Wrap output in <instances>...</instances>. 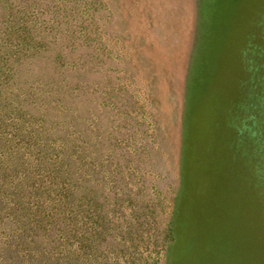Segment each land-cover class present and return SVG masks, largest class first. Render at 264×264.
Here are the masks:
<instances>
[{
    "label": "rangeland",
    "instance_id": "obj_1",
    "mask_svg": "<svg viewBox=\"0 0 264 264\" xmlns=\"http://www.w3.org/2000/svg\"><path fill=\"white\" fill-rule=\"evenodd\" d=\"M2 2L0 264H178L190 153L264 207V0Z\"/></svg>",
    "mask_w": 264,
    "mask_h": 264
},
{
    "label": "trees",
    "instance_id": "obj_2",
    "mask_svg": "<svg viewBox=\"0 0 264 264\" xmlns=\"http://www.w3.org/2000/svg\"><path fill=\"white\" fill-rule=\"evenodd\" d=\"M9 8L7 2H2L0 5V35L4 30L7 31L6 17L10 16L12 12L8 14L5 10ZM26 33L24 30L22 34ZM253 35L256 34L251 35L252 39ZM221 119L216 124L218 126L222 124L225 127L226 120ZM215 138L216 136H214V142L211 140L213 143L211 145L216 147ZM214 150L212 153L214 158L211 163L213 166L220 157L217 148ZM195 155L196 153L186 155V160L189 162L190 158L191 165L186 171L188 180L185 179L184 184L187 183L189 188L186 189L188 195L187 199L183 200V208L180 207L178 217L175 219L179 230L176 232V237L171 239V243H174V258H180L181 262L178 264H264V207L259 206L253 213V205H246L247 200L244 192L246 190L245 187L243 188L242 181L231 186L232 194L229 187L226 188L225 185V189H221L217 178L224 174L225 167L220 169L211 184L212 187H216L219 192L225 194V197L218 196L214 200L210 193L206 192V196L200 198V195H204V191L198 189V183L189 179L191 167L193 170L198 162L195 160L197 159ZM221 158L223 157L221 156ZM193 159L196 163L192 161ZM238 160L237 157L232 161L234 169H230L229 178L233 179V183L239 174L236 169L239 165ZM198 167L194 170V178L200 174V169H202L201 167L198 169ZM193 190L195 195H192ZM244 210L246 212H243ZM169 232L172 235L170 229Z\"/></svg>",
    "mask_w": 264,
    "mask_h": 264
}]
</instances>
